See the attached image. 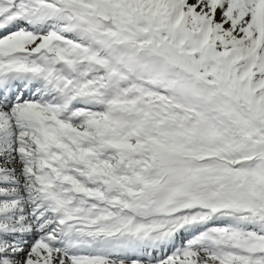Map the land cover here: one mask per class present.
Instances as JSON below:
<instances>
[{
    "label": "snow or ice",
    "instance_id": "snow-or-ice-1",
    "mask_svg": "<svg viewBox=\"0 0 264 264\" xmlns=\"http://www.w3.org/2000/svg\"><path fill=\"white\" fill-rule=\"evenodd\" d=\"M0 264H264V0H0Z\"/></svg>",
    "mask_w": 264,
    "mask_h": 264
}]
</instances>
